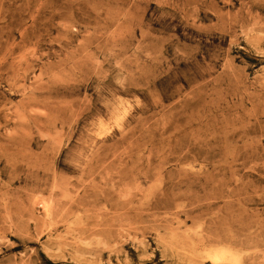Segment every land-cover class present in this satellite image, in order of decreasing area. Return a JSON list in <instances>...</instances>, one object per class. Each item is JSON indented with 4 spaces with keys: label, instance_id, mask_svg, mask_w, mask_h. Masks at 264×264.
I'll list each match as a JSON object with an SVG mask.
<instances>
[{
    "label": "rangeland",
    "instance_id": "1",
    "mask_svg": "<svg viewBox=\"0 0 264 264\" xmlns=\"http://www.w3.org/2000/svg\"><path fill=\"white\" fill-rule=\"evenodd\" d=\"M0 264H264V0H0Z\"/></svg>",
    "mask_w": 264,
    "mask_h": 264
},
{
    "label": "bare ground",
    "instance_id": "2",
    "mask_svg": "<svg viewBox=\"0 0 264 264\" xmlns=\"http://www.w3.org/2000/svg\"><path fill=\"white\" fill-rule=\"evenodd\" d=\"M211 258L213 259L214 262L231 261V262L237 263V258L227 250H222L218 253L212 254Z\"/></svg>",
    "mask_w": 264,
    "mask_h": 264
}]
</instances>
